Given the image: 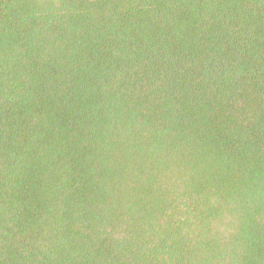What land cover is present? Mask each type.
<instances>
[{"label": "trees", "instance_id": "trees-1", "mask_svg": "<svg viewBox=\"0 0 264 264\" xmlns=\"http://www.w3.org/2000/svg\"><path fill=\"white\" fill-rule=\"evenodd\" d=\"M0 264H264V0H0Z\"/></svg>", "mask_w": 264, "mask_h": 264}]
</instances>
